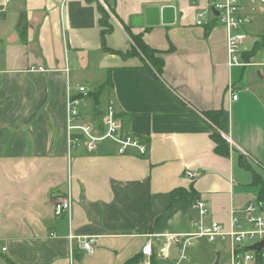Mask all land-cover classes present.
Listing matches in <instances>:
<instances>
[{"label":"crops","instance_id":"0c3cea01","mask_svg":"<svg viewBox=\"0 0 264 264\" xmlns=\"http://www.w3.org/2000/svg\"><path fill=\"white\" fill-rule=\"evenodd\" d=\"M98 4L112 25L106 47L128 53L126 28L142 34L164 60L161 76L137 56L104 50ZM209 6L208 0H0V20L26 13L23 43L33 56L26 65L0 68V264H127L155 235L191 233L197 200L207 202L209 220L224 225L233 209L256 200L258 188L247 174L241 178L239 159L264 163V71L228 65L226 29ZM242 6L253 19L249 50L264 32V9ZM165 8L173 10L163 14ZM200 12L207 13L204 26L197 25ZM7 39L21 40L17 26ZM108 79L111 87L96 106L90 94ZM82 86L88 94L78 92ZM69 89L81 99L83 123L100 124L114 105L121 133L145 143L147 153L120 154L111 140L92 152L70 148ZM222 108L229 157L215 152L204 116ZM195 171L198 177L188 176ZM178 189L196 198L177 196ZM66 196L71 215L56 217L54 205ZM70 228L97 237L93 254L76 251L71 262Z\"/></svg>","mask_w":264,"mask_h":264},{"label":"built area","instance_id":"2783aa9c","mask_svg":"<svg viewBox=\"0 0 264 264\" xmlns=\"http://www.w3.org/2000/svg\"><path fill=\"white\" fill-rule=\"evenodd\" d=\"M209 13L216 17L226 29V44L228 65L230 67H255L264 71V52L260 58L247 61L243 55L250 51L244 47L247 39V28L252 24V17L243 15L242 4L244 1L254 8L264 9V0H208ZM216 11L218 15L214 16ZM206 12L197 15V25L204 26ZM42 70V68H40ZM86 87H79L80 94H88ZM229 91L233 100H237L234 87ZM81 99L75 97L71 90L67 96V130L70 148L85 147L92 152L99 143L107 140L114 141L119 147V153L124 154L129 149H136L141 154H146L148 146L130 134L120 131V124L116 116L114 105H109L102 117L100 124L83 123L80 115ZM231 145L230 139H226ZM199 172H189L188 176L196 178ZM70 196L56 201L54 214L56 217L70 216L72 212ZM194 208L198 212V219L194 222L193 231L189 234L155 235L143 249L144 260L139 264H151L155 244L160 246L158 256L163 259H174V264H187L189 250L198 239H206L210 243L227 244L229 248L230 264H264V248L251 250L250 247L264 241V204L257 200L250 201L242 209H233L227 225L208 219L209 208L204 200H197ZM51 236H54L52 233ZM67 239L71 248V262L76 251L91 255L95 252L96 236H76L69 230Z\"/></svg>","mask_w":264,"mask_h":264},{"label":"trees","instance_id":"16d2710c","mask_svg":"<svg viewBox=\"0 0 264 264\" xmlns=\"http://www.w3.org/2000/svg\"><path fill=\"white\" fill-rule=\"evenodd\" d=\"M88 1H91V0H88ZM98 9L101 14L99 23L102 28L100 35H101L104 50L108 53L118 54L124 57L137 56L143 61L144 66L146 68L151 69L158 76H161L162 70L164 68V60L158 51L151 48L144 41L142 34H133L130 32L129 29L126 28L130 36V39L133 43L132 49L128 53L124 54L120 51L111 50L106 47V44H105L106 35H108L112 31V25L109 22L110 15L101 4H98ZM17 29L20 31V39L23 42H26L27 41V29H28L26 13L20 14L18 24H17ZM210 30H211V26L206 25V32ZM263 52H264V32L261 34L260 38L253 44L251 50L244 53L243 57L247 61H251L257 58L259 54ZM110 87H111V79H108L104 84H102L98 88L96 92H93L90 94V96H93L95 98L96 106L100 102L99 99L102 93L107 91ZM225 114H226V111L222 108L220 110L206 112L204 113V116L211 123V130H212L211 138L216 144L215 152L220 156L229 157L231 153L230 144L227 142V140L222 136L220 132L221 121L224 118ZM239 162L241 166L249 169V165H248V162L246 161V158H244L243 156H240ZM252 186L258 188L256 200L259 203L264 204V180L259 174L255 172H253ZM174 194H176L177 196L188 195L193 199L196 198V194L193 190L187 191L184 189H178L174 191ZM143 260H144V255L139 254L133 257L132 259H130L127 262V264H139ZM174 263H175L174 259H163L159 257L157 251L154 249V253L151 257V264H174Z\"/></svg>","mask_w":264,"mask_h":264},{"label":"rangeland","instance_id":"374dc122","mask_svg":"<svg viewBox=\"0 0 264 264\" xmlns=\"http://www.w3.org/2000/svg\"><path fill=\"white\" fill-rule=\"evenodd\" d=\"M107 4L112 0H104ZM17 17L12 13L6 20H0V68H8L18 64H27L32 56L31 46L19 40L9 43L8 36H12L17 26ZM246 41V45L254 41V34ZM245 44V43H244ZM249 169L240 166L241 178L247 174L253 180V172L261 175L264 180V163L256 159L247 158ZM237 178V182L244 183L243 179ZM190 259L187 264H230L229 248L227 244L210 243L206 239H198L195 247L190 249Z\"/></svg>","mask_w":264,"mask_h":264},{"label":"water","instance_id":"95a60500","mask_svg":"<svg viewBox=\"0 0 264 264\" xmlns=\"http://www.w3.org/2000/svg\"><path fill=\"white\" fill-rule=\"evenodd\" d=\"M170 10H173V9L172 8H165V9H163L162 13L165 14L167 11H170ZM154 12L158 13V9H150L148 11L149 14L154 13ZM213 12L215 15H218V13L216 11H213ZM135 23L137 24V20H135ZM33 46H35V45H33ZM262 248H264V241L250 247L251 250H261Z\"/></svg>","mask_w":264,"mask_h":264}]
</instances>
